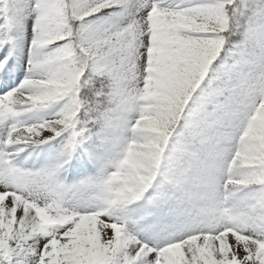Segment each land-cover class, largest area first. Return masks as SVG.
<instances>
[{
	"label": "snow or ice",
	"instance_id": "obj_1",
	"mask_svg": "<svg viewBox=\"0 0 264 264\" xmlns=\"http://www.w3.org/2000/svg\"><path fill=\"white\" fill-rule=\"evenodd\" d=\"M0 264H264V0H0Z\"/></svg>",
	"mask_w": 264,
	"mask_h": 264
}]
</instances>
